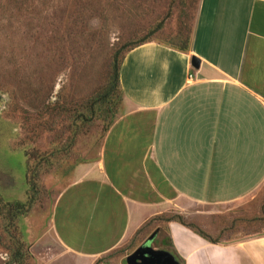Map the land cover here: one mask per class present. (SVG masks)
Returning <instances> with one entry per match:
<instances>
[{"label":"crops","instance_id":"1","mask_svg":"<svg viewBox=\"0 0 264 264\" xmlns=\"http://www.w3.org/2000/svg\"><path fill=\"white\" fill-rule=\"evenodd\" d=\"M120 83L127 110L53 180L51 238L95 262L147 244L142 233L161 231L155 218L169 211L242 203L263 188L264 0H200L190 50L136 47ZM165 226L166 244H149L181 264H264V229L213 243L177 220Z\"/></svg>","mask_w":264,"mask_h":264},{"label":"rangeland","instance_id":"2","mask_svg":"<svg viewBox=\"0 0 264 264\" xmlns=\"http://www.w3.org/2000/svg\"><path fill=\"white\" fill-rule=\"evenodd\" d=\"M199 6L200 0H0V196L25 200V149L49 153L73 137L75 111L105 84L116 48L148 35L160 22L165 24L157 41L177 44L183 23L192 37ZM126 110L124 97L118 112ZM102 136L97 124L77 138L67 159L91 157L90 144ZM56 170L46 175L36 207L19 220L31 255L27 264H96L66 253L50 236L60 189L54 188ZM263 208L264 186L242 203H192L182 214L169 211L158 219L161 231L153 246L166 244V219L173 215L221 242L257 236L264 229ZM154 232L147 229L141 238ZM3 236L0 221V239L7 243ZM129 256L113 252L99 264H129ZM0 264H9L1 242Z\"/></svg>","mask_w":264,"mask_h":264},{"label":"trees","instance_id":"3","mask_svg":"<svg viewBox=\"0 0 264 264\" xmlns=\"http://www.w3.org/2000/svg\"><path fill=\"white\" fill-rule=\"evenodd\" d=\"M183 16L186 21L190 19V15L186 12ZM164 24V22H160L155 27L150 28L148 35H145L136 41H130L129 43L119 46L114 50L111 62L107 69L108 75L105 84L99 91L94 93L91 98L80 104L78 109L75 111V115L72 119L73 125H70L69 127V130L74 127V135L71 139L66 138L62 144L57 145L49 153H33L32 151L25 149L27 164V191L25 200H7L0 196V221L4 233L3 237L8 239L7 243H3L2 240L4 238H1L0 242L5 245L6 250L8 251L9 264H27V260L31 256L28 250V245L22 237L19 220L21 217L27 216L40 201V196L44 191L43 181L46 175L53 170L58 169L63 162L69 158L72 152V146L76 143L77 138L80 135L91 131V129H93V127L97 124H101L103 133L107 132L121 115L118 112V108L123 102L124 92L120 83V72L125 56L134 48L154 41L173 47L179 51L188 52L190 50L193 35L192 37L190 36L187 27L189 25L186 23H183V26L185 27L181 28L179 32L177 44H170L165 41L155 40V36L164 29ZM162 216L163 215L155 219L164 218ZM171 220H177L182 225L192 229L194 232L198 233L205 239L212 241L213 243L219 242L217 239L210 238L209 235H206L204 232L192 228V225L187 224L182 216L173 215L166 219L167 222ZM149 225L150 223H147L144 227ZM141 231L142 229L139 230L137 234ZM118 252L119 251H115V253ZM103 262V259H99L96 264Z\"/></svg>","mask_w":264,"mask_h":264},{"label":"water","instance_id":"4","mask_svg":"<svg viewBox=\"0 0 264 264\" xmlns=\"http://www.w3.org/2000/svg\"><path fill=\"white\" fill-rule=\"evenodd\" d=\"M193 66H199V59L192 57ZM155 231L144 244L137 248L129 256V264H180L179 261L169 252L162 249H154L149 243L155 238Z\"/></svg>","mask_w":264,"mask_h":264},{"label":"flooded vegetation","instance_id":"5","mask_svg":"<svg viewBox=\"0 0 264 264\" xmlns=\"http://www.w3.org/2000/svg\"><path fill=\"white\" fill-rule=\"evenodd\" d=\"M152 242V241H151ZM151 246H152V244H151Z\"/></svg>","mask_w":264,"mask_h":264}]
</instances>
